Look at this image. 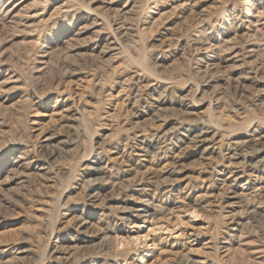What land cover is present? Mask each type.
Here are the masks:
<instances>
[{"label":"rangeland","instance_id":"rangeland-1","mask_svg":"<svg viewBox=\"0 0 264 264\" xmlns=\"http://www.w3.org/2000/svg\"><path fill=\"white\" fill-rule=\"evenodd\" d=\"M0 264H264V0H0Z\"/></svg>","mask_w":264,"mask_h":264},{"label":"bare ground","instance_id":"bare-ground-1","mask_svg":"<svg viewBox=\"0 0 264 264\" xmlns=\"http://www.w3.org/2000/svg\"><path fill=\"white\" fill-rule=\"evenodd\" d=\"M212 57V56H211ZM237 59V56H234L233 57V60H236ZM87 166H90V164L89 165H87ZM141 213H143V212H141ZM138 214V213H137Z\"/></svg>","mask_w":264,"mask_h":264}]
</instances>
